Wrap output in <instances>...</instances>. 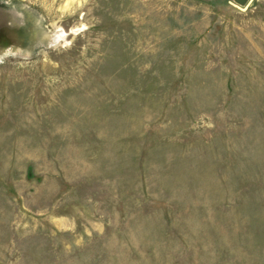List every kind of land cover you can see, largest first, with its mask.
Wrapping results in <instances>:
<instances>
[{"label":"rangeland","instance_id":"obj_1","mask_svg":"<svg viewBox=\"0 0 264 264\" xmlns=\"http://www.w3.org/2000/svg\"><path fill=\"white\" fill-rule=\"evenodd\" d=\"M0 264H264V0H0Z\"/></svg>","mask_w":264,"mask_h":264},{"label":"water","instance_id":"obj_2","mask_svg":"<svg viewBox=\"0 0 264 264\" xmlns=\"http://www.w3.org/2000/svg\"><path fill=\"white\" fill-rule=\"evenodd\" d=\"M238 3L243 4L246 0H236Z\"/></svg>","mask_w":264,"mask_h":264},{"label":"bare ground","instance_id":"obj_3","mask_svg":"<svg viewBox=\"0 0 264 264\" xmlns=\"http://www.w3.org/2000/svg\"><path fill=\"white\" fill-rule=\"evenodd\" d=\"M61 31V30H60ZM58 37H60V34H59V36ZM56 38H57V36H54V38H53V41H55L56 40Z\"/></svg>","mask_w":264,"mask_h":264}]
</instances>
